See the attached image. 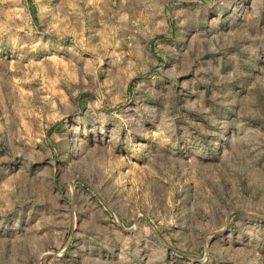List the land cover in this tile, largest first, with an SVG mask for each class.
Here are the masks:
<instances>
[{"label": "rangeland", "instance_id": "rangeland-1", "mask_svg": "<svg viewBox=\"0 0 264 264\" xmlns=\"http://www.w3.org/2000/svg\"><path fill=\"white\" fill-rule=\"evenodd\" d=\"M0 264H264V0H0Z\"/></svg>", "mask_w": 264, "mask_h": 264}, {"label": "bare ground", "instance_id": "bare-ground-1", "mask_svg": "<svg viewBox=\"0 0 264 264\" xmlns=\"http://www.w3.org/2000/svg\"><path fill=\"white\" fill-rule=\"evenodd\" d=\"M243 2V1H242ZM8 78V77H7ZM3 82V81H2ZM4 84V83H3ZM102 131V130H101ZM101 137H100V139L103 141V140H105V135L103 134V132H102V134L100 135ZM79 140V139H78ZM75 141V142H74ZM106 141V140H105ZM108 141V140H107ZM73 142H74V144H76V139L75 140H73ZM98 143V142H97ZM107 144V143H106Z\"/></svg>", "mask_w": 264, "mask_h": 264}]
</instances>
